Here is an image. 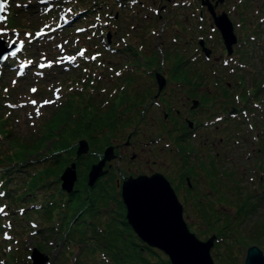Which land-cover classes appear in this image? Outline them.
I'll return each instance as SVG.
<instances>
[{
    "label": "rangeland",
    "instance_id": "374dc122",
    "mask_svg": "<svg viewBox=\"0 0 264 264\" xmlns=\"http://www.w3.org/2000/svg\"><path fill=\"white\" fill-rule=\"evenodd\" d=\"M3 1L0 36L6 44L22 45L15 55L8 53L14 60L0 63V171L12 161L20 160L22 166H13L18 170L10 174L8 183L0 182V264H32L28 256L34 246L48 255L42 264H76L79 247L72 241L63 252L66 245L54 225L59 209L65 208L59 203L63 197L58 191L59 176L75 160L80 138L87 140L88 150L77 157L72 205L100 202L95 219L99 225H105L114 213L125 215L117 184L121 174L159 170L172 178L171 183L177 181L186 165L174 153L179 146L184 158L199 167L193 179L204 177L197 181L201 192L196 200L183 199L180 190L183 216L201 239L213 233L223 235L210 249L215 263L243 264L251 244L264 253V0L250 1L256 15L252 21L244 15L243 40L233 53L224 51L214 32L211 41H206L213 48L209 60L200 53L198 25L183 20L189 8L165 9L167 0ZM41 29L44 34L37 35ZM124 43L132 45L136 56L122 48ZM182 60L196 72L193 77L200 84L196 91L206 84L228 82V103L240 104V118L228 115L202 124L184 142L168 131L169 125L178 122L161 121L162 107H172L168 102L148 105L139 119L144 102L156 91L147 67L166 72L168 64L181 65ZM177 92L172 104L181 108L184 98ZM206 102L199 105L196 115L201 122L217 114L206 113L203 105L220 106L212 98ZM233 124L239 126V136L224 131ZM219 136L222 145L206 142L212 138L217 142ZM109 143L118 145L116 153L123 149V156L116 154L109 173L90 186V165ZM218 150L222 157L214 160L216 168L212 169L210 161ZM200 204L208 219L202 217ZM240 208L251 210L240 214ZM46 211L53 216L45 217ZM228 247H232L230 252ZM156 252L169 259L163 251ZM92 253L82 264H92ZM101 253L97 251L95 258L101 259ZM227 253L230 257L224 256Z\"/></svg>",
    "mask_w": 264,
    "mask_h": 264
},
{
    "label": "flooded vegetation",
    "instance_id": "af4514ba",
    "mask_svg": "<svg viewBox=\"0 0 264 264\" xmlns=\"http://www.w3.org/2000/svg\"><path fill=\"white\" fill-rule=\"evenodd\" d=\"M128 1L130 3L139 2V0H128ZM250 1L251 0H167L168 4L167 3L165 4V9H167L168 7H173V8L174 7H177V8L187 7V8H189L190 11L188 14H185L183 20L184 21H190L189 19H191L192 21H194V23H196L198 25V27L200 29V35L197 37V43L199 45L200 53L203 55V57L205 59L209 60L212 53H213V48L210 45H208L206 43V41H211V38L213 37L214 32H215V34H217L218 39L222 41L224 51L228 55L233 53L235 51V49L238 46H240V44L243 40V38L241 39V37H240V26H242V22L243 23L245 22L244 20H247V19H245L244 15L247 16V18H249V21H252V19H254L253 16L256 15V8L254 7V4H253V6L251 5ZM257 6H258V4H257ZM244 13H246V14H244ZM221 14H225L226 17L228 18V20L231 22L232 31L236 37V41L232 44V48H231L230 52L227 51V49L224 45V39L222 36V32L220 31V28L216 25V21H215V18ZM205 23H208V25L204 26ZM179 24H181V23H179ZM180 26H181V29L183 30L182 24ZM179 35L180 34H178V36ZM102 36H103V40H104V34H102ZM105 40L107 42H109V36H107L106 34H105ZM110 46L113 49L116 48L115 47L116 45L111 44ZM123 46L126 47V50H128L129 52H132L133 55L136 56V53H135L134 49L132 48L131 44L124 43L122 45V48H123ZM202 46L208 48V51L205 52V50L202 49ZM97 53H99V51ZM97 53H96V56H97ZM184 58H187V57L185 56ZM184 58H182V59L185 61ZM168 59H167V61H168ZM182 61L180 62L182 66L181 65L170 66L169 64L167 66L165 65L167 68H169L168 70H166V72L163 70L158 71L155 68V66H148L147 67L153 73V77L155 79L154 89L156 91L153 93L152 98H150L151 100H149V102L148 101L144 102V104H143L144 107L141 108V111L139 113V119L144 118L148 105L151 106L152 103L159 105L162 102H164V104H166L168 102V104L172 105V107L169 109L162 107L163 115H162L161 121H162V123L168 122V121H170L171 123H173L174 121L178 122L177 124L173 123V124L169 125L170 127L168 128V131H171L174 136L179 137V140H182V142H184L186 139H188L186 137H191L192 134H195L194 133L195 129L198 127H202V124L207 125L208 122L221 120L222 118H224L225 116H228V115H231V117L238 116L240 118V104L238 106H236L235 103H231V104L228 103V98L231 99L229 92H228L229 90H228V88H226V86H229L228 82H225V84H224L225 87L223 84L220 85L217 82H216V86H210V85L206 84V87L202 91H200V92L196 91L198 85H200L198 82L196 83V80L193 77L196 72L192 71V69H191L192 66H188L187 64L184 63V61L183 62ZM223 63H227V61L224 60ZM152 65H154V64H152ZM115 72L116 73L120 72V69H117ZM157 76H159V77L161 76L163 78L161 86H159L160 83L157 81V78H156ZM175 77H177V79ZM123 79L125 80V82H127L126 81L127 79L130 82V78L124 77ZM171 80H176V82H174V81L171 82ZM169 82H171V83H169ZM186 83H188V84H186ZM175 85H179V87H175ZM182 85H183V87H182ZM144 90H147V89L145 88ZM177 91H180L182 98H184L181 108L174 106V104H172L174 96L179 94ZM239 92H240V90H239ZM210 98H212L214 101H218L220 103V106L218 107V109H211L212 107H210L208 104L203 105L202 108L206 109V113H208V114L209 113H211V114L217 113V114L214 115L213 119L203 120L201 122L200 119H196L197 112L200 109L199 105L201 103H207L206 100L210 99ZM224 103H226V104H224ZM228 104L231 106L230 109L228 107ZM234 106H236V107H234ZM223 112L226 114L225 115L222 114ZM232 122H234V121H232ZM215 126L217 129L218 125L216 124ZM237 126L238 125H236V124H233L231 127H229V125H228V127H224V131H226V133H228L230 135L231 134L237 135L239 133V126L238 127ZM167 134H168V132H167ZM130 135H131V131L128 132L127 138L130 137ZM237 136H239V135H237ZM210 140L211 141L207 140L206 142L209 143L210 145H212L213 147H215L216 144H219V145L223 144V137L222 136H219L217 142L213 138ZM109 145H112L113 156L110 159L105 160L102 168L107 169V171L104 172V174L100 175L97 178V180H100L101 176L109 173L110 166H111L110 160L113 159L116 156V154H118V157L123 156V153H122L123 149H121L119 151V153H116L117 146H118L117 144L109 143ZM174 153L179 155L181 158V162H182V160H184L185 161L184 164H186L185 169L183 171L184 173H182L179 176V179L177 181H174L173 183H171L172 178L169 177L167 175V173H164V172L159 171V170H156V171L162 172L164 174V176L169 180L170 184L174 188L177 196H178L180 190H182V194H183L182 198L183 199L186 197V198H190V199H192V201H194V200H196V198H197L196 196H198V193L201 192L200 189H198L199 187L197 186V184H198L197 181L200 178L198 180L196 179V181L193 179V177L196 176L195 174H196L199 167L196 166L197 163H191L190 160L188 161L187 159L184 158V155L181 153L179 146H176V150L174 151ZM221 155H222V153H220L219 150L215 151L214 157H212L213 159L210 161V165H211V167L209 166L210 168H212V169L216 168L214 160H218L219 158H221L222 157ZM102 156H103V152L101 155L98 156L97 160H99ZM77 157L78 156H76L75 160H72L75 162V165L79 161V159H77ZM130 157L134 158L135 153H132ZM210 159H211V157H210ZM188 163H190V164H188ZM181 168H182V166H181ZM177 171H178V169H177ZM152 172H154V171H150V172H146V173L145 172L144 173L128 172L127 174L123 173L120 175V177L117 178V184L120 185V190H121V183H122L124 178H126L128 176H136L138 174H151ZM203 179H204V177L201 176V179L199 182H201V180H203ZM120 196H121V194H120ZM198 200H200V198ZM121 201H122V198H121ZM122 203H123V201H122ZM141 243L144 244L145 246L150 247V248L154 247L152 245H148L147 243H145L142 240H141ZM155 248H156V250L157 249L160 250L157 247H155ZM169 262H170V260H169Z\"/></svg>",
    "mask_w": 264,
    "mask_h": 264
},
{
    "label": "water",
    "instance_id": "95a60500",
    "mask_svg": "<svg viewBox=\"0 0 264 264\" xmlns=\"http://www.w3.org/2000/svg\"><path fill=\"white\" fill-rule=\"evenodd\" d=\"M0 5L4 7L3 0H0ZM3 18V11H0V21ZM215 21L222 32L224 45L230 52L232 44L236 41L231 22L225 14L217 16ZM106 35L109 36V33ZM20 45L21 43L12 41L5 44V39L0 36V62ZM202 49L208 51L204 46ZM160 77H156L159 86L163 81ZM87 150V140L80 138L76 156ZM112 156V145H107L103 150V156L90 165L87 173L88 185L92 186L97 178L107 171L102 166L105 160ZM59 177L60 187L66 192H71L77 178L75 162L71 161L66 165ZM120 194L125 206V219L132 230L142 241L162 250L171 264H216L210 249L217 236L213 233L206 239H201L189 229L183 216V204L162 172L154 171L151 174L124 178ZM28 257L31 258L32 264H42L48 259V255L40 252L36 246L32 247ZM243 264H264V253L259 246L256 244L247 246Z\"/></svg>",
    "mask_w": 264,
    "mask_h": 264
},
{
    "label": "trees",
    "instance_id": "16d2710c",
    "mask_svg": "<svg viewBox=\"0 0 264 264\" xmlns=\"http://www.w3.org/2000/svg\"><path fill=\"white\" fill-rule=\"evenodd\" d=\"M87 10L91 9L88 8L85 12ZM10 59L11 57L8 56L4 62L9 63L8 61ZM21 162L22 161L20 160L12 161L10 162V166L3 168L0 171V182L8 183L12 178L11 175H13L14 171L18 170V168L12 169L13 166L15 168L16 164H21ZM48 184L49 182L47 181L42 184V186ZM58 191L61 193V196H63L59 202L60 206H64L65 208L59 209L61 211L58 213L60 214L59 221L54 227L60 236H62L63 244L66 245L63 252L66 251V248L72 241H74L79 247L74 255V262L76 264H82L84 257H88L91 251L93 252V257H91L92 264H104V262L108 264H171L169 259L161 256V253H157L156 249L154 250L141 243V239L132 230L123 213L121 215L118 212L114 213L110 216L108 221L105 222V225H99L100 222H97L95 219H97V211L102 206L99 204L100 202H92L85 206H73V192H66L61 187H59ZM198 202H200V200H198ZM94 203L96 207L93 205ZM242 206L244 208L246 204L242 203ZM200 209V212H202V210L204 212L202 217L208 219L209 215L205 213L204 207L201 208V204ZM250 210L251 208H247L245 211L244 209L242 211L240 208V214L242 212L249 213ZM49 212L51 214L46 211L44 216L51 218L53 214L51 211ZM46 213H48V216ZM84 214H87V216H83ZM217 219H219V217H217ZM39 228L42 227L40 226ZM216 238V241L218 242L220 238H223V235H217ZM230 244H232V240H230ZM229 249H232V247H228L226 251L230 252ZM97 251L102 252L101 259L95 258L97 255L95 253ZM144 251H146V253H144ZM150 254L152 255L151 258L148 257ZM218 254L220 255L221 253ZM224 256L230 257L228 253Z\"/></svg>",
    "mask_w": 264,
    "mask_h": 264
},
{
    "label": "snow or ice",
    "instance_id": "6c2138e0",
    "mask_svg": "<svg viewBox=\"0 0 264 264\" xmlns=\"http://www.w3.org/2000/svg\"><path fill=\"white\" fill-rule=\"evenodd\" d=\"M0 11H3V5H0ZM43 34H44L43 29H41V31L39 33H37V35H43ZM13 43H15V41H13ZM17 51H19V48L17 49ZM82 54L83 53H81V55ZM13 55H15V53H13ZM31 91L35 92L36 89H31ZM31 103L35 104L36 101L33 100V101H31ZM44 103H49V101H45ZM0 211H3V209H0Z\"/></svg>",
    "mask_w": 264,
    "mask_h": 264
}]
</instances>
